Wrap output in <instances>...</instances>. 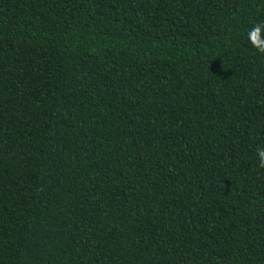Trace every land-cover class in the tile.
Returning <instances> with one entry per match:
<instances>
[{
    "label": "trees",
    "instance_id": "1",
    "mask_svg": "<svg viewBox=\"0 0 264 264\" xmlns=\"http://www.w3.org/2000/svg\"><path fill=\"white\" fill-rule=\"evenodd\" d=\"M264 0H0V264H264Z\"/></svg>",
    "mask_w": 264,
    "mask_h": 264
},
{
    "label": "clouds",
    "instance_id": "2",
    "mask_svg": "<svg viewBox=\"0 0 264 264\" xmlns=\"http://www.w3.org/2000/svg\"><path fill=\"white\" fill-rule=\"evenodd\" d=\"M247 37L253 48L259 52H264V24H254L247 33ZM256 155L259 166L264 168V148H258Z\"/></svg>",
    "mask_w": 264,
    "mask_h": 264
}]
</instances>
